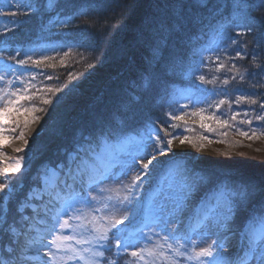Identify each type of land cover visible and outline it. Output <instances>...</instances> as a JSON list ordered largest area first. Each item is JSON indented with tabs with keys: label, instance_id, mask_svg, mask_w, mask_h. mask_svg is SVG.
<instances>
[{
	"label": "snow or ice",
	"instance_id": "snow-or-ice-1",
	"mask_svg": "<svg viewBox=\"0 0 264 264\" xmlns=\"http://www.w3.org/2000/svg\"><path fill=\"white\" fill-rule=\"evenodd\" d=\"M16 7L14 16L21 12L25 16L50 15L56 11L58 0H17ZM154 7L157 11L145 15L139 28L140 40L147 50V68L141 79L149 89L169 73H185L182 41L203 23L205 12L217 14L215 21L220 30L225 26L236 27L235 38L230 37L233 45L249 36L257 46L264 41V14H255L264 13V0H154ZM56 14L57 24L67 23L60 19L59 12ZM19 55V51L16 57L9 54V60H14L15 65L0 62V84L6 82V87L0 90V148L13 139L22 140L27 146L29 141L24 138L23 130L18 136L5 133H15L21 125L27 128L42 119L35 113L50 111L37 107L33 103L35 94H28L29 84L23 72L17 73L16 65L23 68L32 58L18 59ZM256 55L253 53L254 61ZM236 57L244 58L241 51L236 52ZM32 62L42 63L41 60ZM256 67L264 72V64ZM9 76L14 79H8ZM198 79L205 81V76L200 75ZM134 96L135 84L130 86L129 101L113 115L109 130L102 129L98 138L81 134L73 148L65 150L62 159L37 176L39 184L33 185L15 208L10 207L14 192L11 179L26 167L27 154L0 167V264H120L122 257L129 258L125 264H156L157 256L165 255L161 251L165 245L174 262L180 258L178 264H264V175L253 178L234 175L231 170L199 173L184 169L187 178L175 195L154 197L147 204L137 195L148 177L158 171L160 157L168 159L176 155L173 140L183 135L175 130L177 125L166 121L160 122V128L154 123L147 124L134 150L128 153L130 159L121 164V177H126L134 168L137 172L126 188L127 195L115 202L98 199L105 191L101 185L112 179L113 174L97 175L91 163L93 157L84 145L90 146L95 140L100 147L112 139L113 126L122 125L130 113L135 115L134 107L139 106V100L133 99ZM248 102L259 103L264 112V103L251 98ZM42 103L54 105L55 101L43 99ZM223 103L221 100L220 104ZM169 115L172 120H183L182 116ZM207 119L227 124L219 116ZM232 119H236L235 114ZM255 119L264 122V115H257ZM241 123L251 124V121ZM201 127L207 125L201 124ZM239 134L248 137L247 132ZM252 136H256L254 131ZM186 142L192 141L187 136L180 139L181 145ZM14 151L21 153L24 149ZM4 155L0 151V157ZM170 171L166 166L160 174L166 176ZM49 173L57 177L51 188L47 180ZM198 195L199 201L193 203ZM84 209L90 210L91 228L82 223ZM112 211L120 213L119 217H109ZM46 236L50 238L45 243ZM153 237L162 242L153 244Z\"/></svg>",
	"mask_w": 264,
	"mask_h": 264
},
{
	"label": "trees",
	"instance_id": "trees-1",
	"mask_svg": "<svg viewBox=\"0 0 264 264\" xmlns=\"http://www.w3.org/2000/svg\"><path fill=\"white\" fill-rule=\"evenodd\" d=\"M16 5L17 0H0V62L15 65L9 54L16 57L18 51V59L31 56L23 68L16 65L17 73L23 72L27 79L28 94H35L33 103L50 111L35 113L42 119L27 128L21 125L15 133H5L18 136L23 130L29 141L25 146L22 140L13 139L0 148L5 154L2 159L14 161L25 153L28 157L26 167L11 179L14 192L10 207L15 208L27 197L33 185L39 184L37 176L62 159L65 150L72 149L81 134L98 138L102 129L109 130L113 115L129 101L130 86L134 84L132 98L139 100V106L134 107L135 115L130 113L122 125L113 126L112 139L107 143L98 147L93 140L90 146L84 145L93 157L94 166L104 150L117 157L120 148L134 150L147 124L154 123L160 128V122L166 121L178 126L175 130L183 132L182 139L187 136L192 142L174 149L176 155L168 160L171 171L162 189L165 196L179 192L187 178L184 169L199 173L231 170L234 175L253 178L264 175V122L255 119L264 112L259 103L248 102L251 98L264 103V72L256 67L264 64V41L257 46L249 36L233 45L230 37L235 38L236 27L225 26L220 30L215 21L217 14L205 12L203 23L182 41L185 73H169L149 89L141 79L147 68V50L140 40L139 28L145 15L157 11L154 0H58L56 11L43 16H25L22 12L14 16ZM57 12L67 23L57 24ZM237 51H241L243 59L236 57ZM253 53L257 54L255 61ZM36 60L42 63L34 64L32 61ZM221 64L224 67H219ZM200 75L205 76V81L198 79ZM186 97L202 104L200 117H205L204 120L196 122L192 115L180 121L170 118L169 114L175 115L181 109L180 99ZM43 99L55 103L43 105ZM221 100L225 103L220 104ZM215 116L227 124L207 119ZM249 120L251 124L241 123ZM240 131L247 132L248 137L240 135ZM253 131L256 136H252ZM160 134L163 136L164 132ZM16 148L24 151L17 153ZM181 149H192L193 154H182ZM164 163L159 165L158 175L148 177V190L162 180L160 170L165 168ZM172 173L176 175L171 176ZM200 195L193 203L199 201ZM167 251L164 257L157 256L156 263L178 264L180 258L174 262ZM126 259L129 258L122 257L120 264H125ZM160 259L161 262L157 261Z\"/></svg>",
	"mask_w": 264,
	"mask_h": 264
},
{
	"label": "rangeland",
	"instance_id": "rangeland-1",
	"mask_svg": "<svg viewBox=\"0 0 264 264\" xmlns=\"http://www.w3.org/2000/svg\"><path fill=\"white\" fill-rule=\"evenodd\" d=\"M208 60H209V55L207 56V57H205V60H204V62H208ZM9 78V77H8ZM11 79V78H10ZM27 83H28V81H27V79L25 80ZM6 87V82L5 83H3V84H0V90H2V89H4ZM21 87H23V85L21 86ZM9 90H14V89H11V88H9ZM194 103H196V102H194ZM190 104H192V101H189V97H186V98H181L180 99V105H182V106H186V107H183L182 108V110L180 111V114L181 115H183L185 118H188V117H190V115H192V113H199L198 115H192V119H194V120H196V122L197 121H199V119L201 118L200 117V115H201V109H202V106H200V105H197V106H195L194 104H193V106H190ZM179 105V106H180ZM53 115V114H52ZM191 118V117H190ZM51 119H54L53 117L51 118ZM54 121H51V123H53ZM54 124V123H53ZM80 137V136H79ZM180 139H182L181 137H180ZM180 139H174L173 140V150L174 149H176V148H178L181 144H180ZM215 145H218V144H216V143H214ZM218 146H220V145H218ZM121 150H120V154H119V156L117 157L116 156V154H113V156H112V153H110L108 150H104L101 154L102 155H99L98 156V162H99V164L98 165H100L99 167H98V169L100 170L99 171V174L101 173V172H105V173H111V174H113V178L112 179H110V180H107L104 184H102L101 185V187L103 188V189H105V191L98 197V199L100 200V201H106V200H111L112 202H115L116 200H118V199H120V198H123L125 195H127V191H126V188L127 187H129L130 185H131V183H132V180H133V178H134V176L137 174V172H136V170H135V168L131 171V172H129L128 173V175L126 176V177H121V164L124 162V161H126V160H128V159H130V156L128 155V153L129 152H131V151H133V150H128V149H124L125 150V152H124V150H123V148H120ZM203 150H204V148H203ZM181 153L182 154H185V155H187V156H190L191 154H193V150L192 149H189V150H187V151H184V150H182L181 149ZM249 155V154H248ZM173 156L174 155H170L169 156V158L168 159H165V158H163V157H160V160H161V162H165L164 164V166L166 167H168V165H170L169 164V162H168V160L169 159H172L173 158ZM251 156V155H250ZM9 162H14V161H12V160H9V159H7V158H4V159H2V158H0V167H3L4 166V164H6V163H9ZM137 167H139V165H137ZM158 173H159V166H158V171L157 172H155V173H153V174H151L150 176H154V175H158ZM98 174V175H99ZM161 175V174H160ZM176 174L175 173H172L171 174V176H175ZM149 176V177H150ZM155 177V176H154ZM166 178H167V176H165V175H163V177H162V180H161V184H162V187L163 188H165V186L167 185L166 184ZM61 179H63V177H61ZM47 180H48V184H49V188H51V186H53V185H55L56 184V182H57V177L55 176V174H53V173H49V175H48V177H47ZM171 181V180H170ZM0 182H2V177H0ZM149 183H150V180H147L146 182H145V184H144V186H143V188L142 189H138L137 190V195L138 196H143V195H145L143 198H144V202L146 203H150L151 202V199H153L154 197H160V198H162V197H164L165 195H164V192H163V190L161 191V193H160V190L158 189L156 192H154L153 194H151V192H149V191H147L148 190V188H147V185H149ZM150 187H151V185H150ZM147 189V190H146ZM46 191H47V189H46ZM163 192V193H162ZM160 193V194H159ZM95 194V193H94ZM36 195H39V193H36ZM152 195V196H151ZM154 195V196H153ZM151 198H150V197ZM147 198V199H146ZM148 200V201H147ZM146 203V204H147ZM97 205H93V207H96ZM100 206H102V205H100ZM90 212V210L89 209H84V213H85V216H84V219H83V221H82V223H85V224H87V226L89 227V228H91V224L90 223H88L89 221H91V219H92V217H91V215H89L88 213ZM100 215H102V213L100 214ZM109 217H114V218H118L119 217V215H120V213H118V212H115V211H112V212H110L109 214ZM41 227H43L44 225L43 224H41L40 225ZM172 227H174V225L172 226ZM33 235H35V233H33ZM161 235H163V233L161 234ZM50 237H48V236H46L45 237V243L47 242V239H49ZM154 239H155V244H157V243H161L162 241H160V240H158L156 237H153ZM208 242H210V241H208ZM148 247H150V246H148ZM166 250H168L167 248H166V245L164 246V248L163 249H161V251H163V252H165L166 253ZM168 252V251H167ZM164 257V256H163ZM46 259V258H45ZM178 260V259H177ZM157 261H162L161 259L160 260H157ZM163 263V262H162ZM162 263H159V262H157L156 264H162Z\"/></svg>",
	"mask_w": 264,
	"mask_h": 264
}]
</instances>
